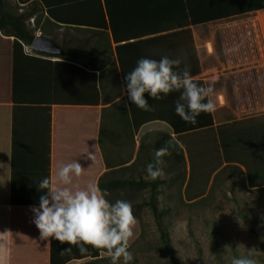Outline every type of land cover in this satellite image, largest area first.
Returning a JSON list of instances; mask_svg holds the SVG:
<instances>
[{"label": "crops", "instance_id": "obj_1", "mask_svg": "<svg viewBox=\"0 0 264 264\" xmlns=\"http://www.w3.org/2000/svg\"><path fill=\"white\" fill-rule=\"evenodd\" d=\"M68 11L80 14V26L54 24L42 10L36 35L56 45L60 54L54 56L35 53L0 32V264H71L89 258L90 247L81 256L75 246L43 240L34 223L32 209L39 208L41 196L47 195V190L39 189V182L54 178L61 163L77 160L85 169L81 177L73 178L80 187L89 182L98 185L108 172L109 180H131L133 173L136 181L138 168L132 165L140 138L160 132L178 144L183 160L177 163L171 150L163 157L164 174L157 178L162 182L158 200L174 194L185 201L189 165L186 151L171 128L178 124L175 120L179 116L169 113L175 109L179 92L161 99L146 93L152 110L145 111L129 103L125 77L141 58L159 61L163 56L174 59L183 55L181 70L186 64L194 81L213 86L219 94L218 99L212 97L217 102L212 112L214 126L239 121L230 83L212 74L225 62L214 25L264 9L261 0H84L82 6ZM112 29L118 40L112 37ZM63 49L81 52L76 59L63 60ZM107 79H113L108 92L112 102L103 105L101 82L105 84ZM119 104L127 116L104 119L112 123L115 134L121 136L117 126L140 123L142 127L135 135L130 162L108 170L99 132L103 110L113 106L117 114ZM153 139L148 137L144 142L149 154ZM120 140L115 138L105 147L116 161L126 155ZM90 152L92 161L88 159ZM104 190L110 203L127 200L135 205L132 194L125 197ZM68 247L72 252L61 255Z\"/></svg>", "mask_w": 264, "mask_h": 264}, {"label": "trees", "instance_id": "obj_2", "mask_svg": "<svg viewBox=\"0 0 264 264\" xmlns=\"http://www.w3.org/2000/svg\"><path fill=\"white\" fill-rule=\"evenodd\" d=\"M84 0H27L34 5L41 7L46 12L47 20H52L58 25H81L80 14H74L68 11L71 7H80ZM87 3H92V0H85ZM261 8L264 9V0H261ZM35 12L28 14H18L7 10L3 0H0V32L3 36L13 38L16 44L30 46L35 38L34 32L29 30L26 25V20L34 15ZM38 22L36 26L38 28ZM112 37L115 40L116 31L111 30ZM137 36V33L134 34ZM64 55L60 58L63 60H73L78 57L81 50L63 49ZM102 80V79H101ZM113 79H107L103 84L101 82L102 104L107 105L112 102L108 94L111 89ZM200 86H204L201 81H195ZM205 87V86H204ZM176 97L180 96L175 95ZM146 97V96H145ZM177 100V99H176ZM175 100V101H176ZM130 103V99H128ZM173 103V101H171ZM122 104V103H121ZM121 104L118 105L117 114L113 106L104 109L99 132V144L103 151L105 165L108 170L114 167L124 165L132 159L134 150V138L139 132L142 125L135 124L132 126L122 125L117 126L121 132V138L114 132L112 123L106 122L104 119L125 117L123 111L119 110ZM175 105V102H174ZM175 114V109L169 111ZM131 116L135 118L134 112ZM140 116H137V118ZM149 119V118H147ZM168 120L167 118H165ZM136 121V119H135ZM178 124H172L171 128L178 142L184 147L189 165V176L184 190V199L186 202H193L204 198L208 192L211 181L224 168L235 169L239 173L246 176V186L248 189L257 190L264 188V116L249 118L232 123H227L219 126H214L212 113H201L197 118L195 125L186 123L180 117L175 120ZM148 137H152L151 153L146 151L144 142ZM115 138L120 140L122 148L125 147L126 155L120 157L117 161L112 158V155L105 149L106 145ZM163 146L168 147L172 151V155L177 163L183 160L182 149L169 136L160 132L144 135L140 138L139 148L136 160L132 167L137 166L141 173L147 174L146 164L151 163L155 157V151ZM131 147V148H130ZM131 150V153H130ZM147 162V163H146ZM111 172L105 173L99 180L98 186L101 190L104 188L123 194H132L135 190L148 188L149 200L145 205L151 210L154 219L159 224V212L157 204V196L160 194L158 187L162 185L161 181L132 179L131 180H109ZM140 205H133V209H140ZM135 217L137 214L133 211ZM160 239L165 250L172 254L171 247L168 243V235L166 231L160 230ZM104 254L103 250L90 248V262H104L101 257Z\"/></svg>", "mask_w": 264, "mask_h": 264}, {"label": "clouds", "instance_id": "obj_3", "mask_svg": "<svg viewBox=\"0 0 264 264\" xmlns=\"http://www.w3.org/2000/svg\"><path fill=\"white\" fill-rule=\"evenodd\" d=\"M234 49L226 50L232 52ZM184 64L183 55L170 59L163 56L159 61L141 58L137 66L126 77L127 95L138 108L152 110L147 93L151 98L161 99L172 92H180L175 101V112L186 123L195 125L201 113H212L217 109V102L212 97L219 98L213 86H200L194 81L190 68ZM169 155V148L162 147L155 151L153 162L146 167L147 175L155 180L164 172L163 157ZM88 159L94 155L88 153ZM85 169L77 160L61 163L57 166L55 176L43 178L39 182L40 190H47L46 196H41L39 208H33L34 223L39 230L41 239H54L60 244L75 246L81 256L88 249L103 250L110 257L111 264H131L134 255L130 241L134 237L137 219L133 213L132 204L126 200H116L110 203L106 198L107 190H101L89 182L84 187L73 183V178H79ZM72 247L61 251V255L71 253ZM249 257L233 258L231 264H256Z\"/></svg>", "mask_w": 264, "mask_h": 264}, {"label": "rangeland", "instance_id": "obj_4", "mask_svg": "<svg viewBox=\"0 0 264 264\" xmlns=\"http://www.w3.org/2000/svg\"><path fill=\"white\" fill-rule=\"evenodd\" d=\"M3 2L13 13L35 12L26 25L38 34L36 22L40 25L43 18L40 6L27 0ZM138 179L151 180L139 168ZM122 196L130 195L125 192ZM132 198L135 205L142 206L133 209L137 224L130 241L131 264H231L233 258L249 257L250 252L256 264H264V188L248 189L245 175L235 169L220 171L199 200L186 202L174 194L158 200L157 196L159 224L145 205L148 188L133 191ZM160 230L166 231L172 254L163 247ZM102 258L104 262L84 258L71 264H111L110 257Z\"/></svg>", "mask_w": 264, "mask_h": 264}, {"label": "built area", "instance_id": "obj_5", "mask_svg": "<svg viewBox=\"0 0 264 264\" xmlns=\"http://www.w3.org/2000/svg\"><path fill=\"white\" fill-rule=\"evenodd\" d=\"M214 27L225 62L213 76L230 83L236 117L264 116V11L225 19ZM228 49L234 51L226 54Z\"/></svg>", "mask_w": 264, "mask_h": 264}, {"label": "water", "instance_id": "obj_6", "mask_svg": "<svg viewBox=\"0 0 264 264\" xmlns=\"http://www.w3.org/2000/svg\"><path fill=\"white\" fill-rule=\"evenodd\" d=\"M29 47V49L35 53H42L53 56L60 54L59 49L52 41L45 39L41 36L35 37Z\"/></svg>", "mask_w": 264, "mask_h": 264}]
</instances>
